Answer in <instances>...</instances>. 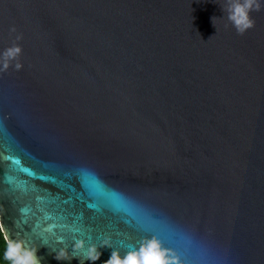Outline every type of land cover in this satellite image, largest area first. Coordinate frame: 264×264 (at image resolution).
<instances>
[{
    "label": "water",
    "instance_id": "95a60500",
    "mask_svg": "<svg viewBox=\"0 0 264 264\" xmlns=\"http://www.w3.org/2000/svg\"><path fill=\"white\" fill-rule=\"evenodd\" d=\"M260 3L238 35L225 0H0V56L23 65L0 72L9 239L40 264L152 236L182 264H264Z\"/></svg>",
    "mask_w": 264,
    "mask_h": 264
},
{
    "label": "clouds",
    "instance_id": "9594fccd",
    "mask_svg": "<svg viewBox=\"0 0 264 264\" xmlns=\"http://www.w3.org/2000/svg\"><path fill=\"white\" fill-rule=\"evenodd\" d=\"M221 8L237 34L244 35L246 31L254 27L255 22L250 13L260 11L261 3L260 0H225V4ZM9 31L16 32L15 26H12ZM20 39H22V35L18 34L16 40ZM21 52V47L15 43L7 48L0 56V63L3 65L0 67V72H6L9 67L13 66V62L14 70H21L23 67L19 61ZM0 240L3 241L4 247L2 254H0V264H40V258L36 255L37 248L28 244L24 239H9L6 238L3 231H0ZM60 242L63 243L62 238ZM99 247L113 249L109 259L104 261L103 264H182L176 252L164 247L162 242L155 236L146 237L137 245H128L123 254H121L120 249L113 248L108 240L99 245L89 244L85 249V241L76 239L72 244L71 256L67 253L66 248H60L56 254V259L70 260L77 258L80 264H84L85 260L95 262L101 255L98 251Z\"/></svg>",
    "mask_w": 264,
    "mask_h": 264
},
{
    "label": "snow or ice",
    "instance_id": "6c2138e0",
    "mask_svg": "<svg viewBox=\"0 0 264 264\" xmlns=\"http://www.w3.org/2000/svg\"><path fill=\"white\" fill-rule=\"evenodd\" d=\"M0 231H3L5 233V235H6V238H9V236H8V234L6 232V229L2 225H0Z\"/></svg>",
    "mask_w": 264,
    "mask_h": 264
},
{
    "label": "trees",
    "instance_id": "16d2710c",
    "mask_svg": "<svg viewBox=\"0 0 264 264\" xmlns=\"http://www.w3.org/2000/svg\"><path fill=\"white\" fill-rule=\"evenodd\" d=\"M3 250H4L3 241L0 240V254H2Z\"/></svg>",
    "mask_w": 264,
    "mask_h": 264
}]
</instances>
